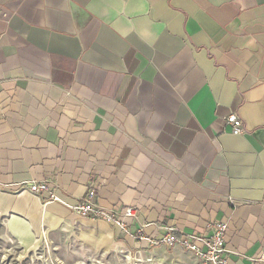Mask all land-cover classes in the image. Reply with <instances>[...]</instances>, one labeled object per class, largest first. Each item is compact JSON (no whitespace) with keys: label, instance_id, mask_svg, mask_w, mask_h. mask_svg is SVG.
Segmentation results:
<instances>
[{"label":"crops","instance_id":"0c3cea01","mask_svg":"<svg viewBox=\"0 0 264 264\" xmlns=\"http://www.w3.org/2000/svg\"><path fill=\"white\" fill-rule=\"evenodd\" d=\"M92 187L126 230L73 212ZM0 216L141 256L224 220L264 264V0H0Z\"/></svg>","mask_w":264,"mask_h":264},{"label":"rangeland","instance_id":"374dc122","mask_svg":"<svg viewBox=\"0 0 264 264\" xmlns=\"http://www.w3.org/2000/svg\"><path fill=\"white\" fill-rule=\"evenodd\" d=\"M81 230V237L90 241L96 251L72 233L46 236L45 232L42 237H34L21 222L0 216V264H201L187 249L172 248L166 252L159 248L142 256L136 251L130 255L122 248L110 250L113 245L104 247L100 242L103 235L92 241V236H82L84 232H99L91 227Z\"/></svg>","mask_w":264,"mask_h":264},{"label":"built area","instance_id":"2783aa9c","mask_svg":"<svg viewBox=\"0 0 264 264\" xmlns=\"http://www.w3.org/2000/svg\"><path fill=\"white\" fill-rule=\"evenodd\" d=\"M225 125L230 127L233 134L241 135L245 133L244 121L235 112L229 113L224 118ZM20 190L28 189L34 194L41 195L47 193L46 202L65 203L57 195V188L51 185L48 180L30 181L27 186H21ZM97 188L92 187L78 204L70 206L74 213L81 218L103 219L109 223L118 225L121 229L126 230L129 220L137 218V211L134 206H128L121 211L115 209L102 208L96 201ZM228 223L224 220L214 221L209 226V233L204 234H177L173 227L159 241V244L167 247L181 245L185 249L194 253L201 264H229L228 259L224 256L226 249L225 233ZM264 261V255L260 258Z\"/></svg>","mask_w":264,"mask_h":264}]
</instances>
